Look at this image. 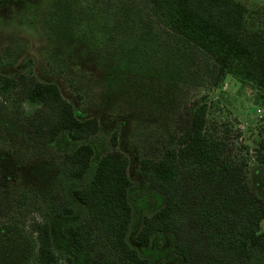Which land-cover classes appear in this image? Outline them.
<instances>
[{"label":"rangeland","instance_id":"rangeland-1","mask_svg":"<svg viewBox=\"0 0 264 264\" xmlns=\"http://www.w3.org/2000/svg\"><path fill=\"white\" fill-rule=\"evenodd\" d=\"M122 1L0 0V75L54 84L78 117L97 119L98 133L80 144L94 149L92 165L113 151V141L127 160L132 186L129 246L149 264H183L174 253L173 236L156 234L148 246L137 241L144 218L163 206L162 196L140 177L139 164L146 158L158 160L175 147L194 110L204 103L206 131L226 144L233 162L246 164L249 190L264 194V164L256 162L254 153L264 126V90L231 76L214 85L216 69L207 57L164 45L138 18L124 14L128 10ZM237 1L248 10V28H260L264 0ZM7 107L2 126L14 112L12 104ZM12 127L9 124L1 135L0 153L7 157L3 181L17 182L4 192L0 185V264H7L20 235L29 238L43 214L60 203L76 214L51 222L57 264H116L99 243L83 254L60 232L61 226L84 217L70 194L86 185L91 173L72 180L63 164L64 155L78 144L66 135L51 145L43 144L42 137L28 144L27 136ZM20 194L27 196L26 204L17 207L14 201ZM261 227L264 230V221ZM252 264H262L260 257Z\"/></svg>","mask_w":264,"mask_h":264},{"label":"trees","instance_id":"trees-1","mask_svg":"<svg viewBox=\"0 0 264 264\" xmlns=\"http://www.w3.org/2000/svg\"><path fill=\"white\" fill-rule=\"evenodd\" d=\"M122 3L128 10L124 14L138 18L164 45L172 43L207 57L216 69L214 85H221L226 76H231L264 90V17L260 28L250 30L248 10L240 1ZM8 104L14 112L2 126ZM206 109L204 103L196 107L175 147L167 148L160 159L141 160L139 175L151 191L162 196L163 206L144 218L137 241L148 246L156 234L171 235L174 253L183 264H252L257 257L264 264V194L257 196L249 190L246 164L233 162L226 154V144L206 131ZM9 124L27 136L28 144L42 137L43 144L51 145L62 135L78 144L64 155V173L72 180H83L89 173L91 177L86 185L71 191L84 217L61 226L68 244L86 254L99 243L116 264H149L127 242L132 214L127 160L115 150L113 141V151L92 165L94 149L80 144L98 133L97 119L78 117L54 84L25 75L17 79L0 75V151L2 132ZM259 138L255 159L264 164V126ZM6 163V155L0 153L3 192L17 182L3 181ZM26 199L20 194L14 202L19 207L26 204ZM75 214L73 207L63 203L50 207L28 233L30 240L20 235L7 264H57L51 222L55 217L71 218Z\"/></svg>","mask_w":264,"mask_h":264}]
</instances>
